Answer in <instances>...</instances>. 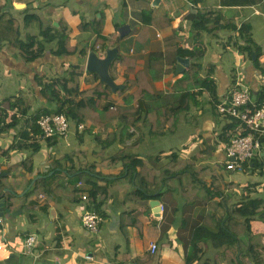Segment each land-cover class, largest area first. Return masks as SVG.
Returning a JSON list of instances; mask_svg holds the SVG:
<instances>
[{"label": "crops", "instance_id": "0c3cea01", "mask_svg": "<svg viewBox=\"0 0 264 264\" xmlns=\"http://www.w3.org/2000/svg\"><path fill=\"white\" fill-rule=\"evenodd\" d=\"M2 14L19 20L22 37L31 34L40 38L35 21L24 25L26 14L38 16L45 27L65 31L76 53L54 55L50 50L55 48L53 42L38 59L25 63L17 50L0 44V77L6 78L0 102L19 98L27 107L26 113L19 106L7 108L6 121L16 114L19 123L8 134L0 135V173L10 181H22L26 176L31 180L29 189L44 179L47 188L45 193L33 194L26 206L0 217V244H5L0 264H188L196 231L203 227L218 231V218L226 210L217 203L227 199L240 206L245 199L261 194L264 170H226V145L234 124L218 114L216 105L228 99L238 74L252 100L264 102V37L258 40L256 35L259 22L264 25V0L253 5H225L223 0H0ZM202 15L205 27L201 30L197 24ZM99 24L105 40L97 44V34L92 32ZM243 24L251 27L260 46L259 65L255 64L256 55L250 59L235 45ZM37 46L34 43L33 48ZM176 48L203 54L182 56ZM112 50L116 52L112 62L119 60L115 78L110 72L112 62L108 69L114 84L112 98H102L99 106L113 102L115 108H125L127 120L134 122L116 118L102 127L85 120L86 127L80 130L78 122L70 121L66 137L45 141L40 134L35 136L40 144L36 152L25 147L12 149L24 130L31 131L30 121L44 109L56 108L44 97L39 78L45 82L64 77L72 65H82L81 92L105 86L100 74L87 69V61L93 52L105 58ZM227 53L231 59L237 58L236 67L229 66ZM166 55L172 61L165 66L168 71L160 75V70V77L153 79L152 59ZM181 58L189 60L184 71L177 68ZM161 64L162 60L157 65ZM190 69L197 71L200 79L213 80L216 97L207 87L193 85V77L185 79ZM139 74L145 76L140 87L132 85ZM142 87H149L156 98L168 96L150 106L154 110L151 115L173 114L166 123L161 117L156 129L145 123L147 107L141 105L140 97L127 102V97ZM139 106L142 111L134 114ZM153 120L157 122L155 117L147 122ZM122 152L145 163L140 183L148 182V189L133 182L136 174L132 181L122 161H110ZM27 158L32 162L25 169ZM88 168L92 169V182H84L81 189L75 184L74 193L60 186L63 182L78 183L76 174L90 172ZM94 182L101 188L97 196L102 219L98 233L87 230L81 220L84 212L92 210L81 193ZM24 191L19 186L17 194ZM250 226V241L242 260L264 264V220L253 219ZM30 233L37 235V246L33 254H25L24 241ZM152 242L158 246L155 254L149 253ZM199 247L202 258L191 264H217L216 257L225 248L218 249L209 240L201 241ZM221 263L228 264L224 259Z\"/></svg>", "mask_w": 264, "mask_h": 264}, {"label": "trees", "instance_id": "16d2710c", "mask_svg": "<svg viewBox=\"0 0 264 264\" xmlns=\"http://www.w3.org/2000/svg\"><path fill=\"white\" fill-rule=\"evenodd\" d=\"M257 3V0H223V4L225 5H253ZM35 21L39 28L38 38L31 34H26L25 37H22L21 25L19 20L11 15V14H2L0 15V44L1 46L7 45V47L11 50H17L22 60L25 63L33 62L38 59L43 52L48 48V45L55 42V48L52 47L50 50L54 55H68L75 54L76 48L70 45L69 36L65 31H57L54 27H45L38 16L26 14L24 17V25H28ZM197 27L199 29H204L205 27V18H203L198 22ZM82 28H85L82 25ZM94 30V29H92ZM102 25L99 24L98 28L92 32V34H97V44L102 42L104 37L101 34ZM240 35L238 36L237 41H235V45L240 50L241 53L246 54L250 59H253V53L256 55L255 64L259 65L258 59L260 56V46L257 44L251 33V27L248 24H243L239 28ZM34 43H37V48H33ZM166 50H171L167 48ZM182 56L188 55L190 57H199L203 54L201 51H184L180 48H176ZM83 53H86L85 51ZM162 60L161 65H157ZM119 60H114L110 66L111 75L115 78V69ZM168 59V55L165 58L154 57L152 59V63L150 66V71L152 72L153 79L160 77L161 74L168 71L165 68L166 64L171 63ZM199 64H194L193 67H198ZM161 71L159 75V71ZM84 72V67L82 65H72L70 70L64 77H59L56 79H51L43 82L41 78H39V84L42 87V93L44 97L48 100V102L54 103L56 105L55 110L44 109L43 114H52V113H64L70 121H85L91 120L95 124H100L102 127H107L112 120L119 118L120 121L127 120L129 116L127 111L123 107L113 108V102H107L103 108L99 106L102 98H106L111 101L113 88L109 84L105 86L103 84H99L94 87L90 91L81 92L79 89L80 77ZM197 71H190L187 73L185 79H190L193 77L195 83L193 85L197 86H205L209 89L211 94L216 97V86L213 80L209 78L200 79L198 77ZM145 76H141L140 74L136 76L132 85L142 86V82L144 81ZM186 96V94H183ZM140 97L141 105L146 106L147 113L145 116V123L150 124L152 128L156 129L159 126L160 118H165V123L169 121V119L173 116V114H169L167 112H156L153 114V111L150 106L153 105L154 101L158 99L168 98L165 94H160L158 98L153 95L152 90L149 87H142V89L137 92L135 95L127 97V102L129 103L133 98ZM80 98V99H79ZM1 105L3 108L0 109V135L8 134L12 128H15L19 123V118L15 114L12 116L10 122H7L6 119L8 117L7 108L13 109L15 107L23 111V113L27 112V107L24 105L22 99L17 98V100L12 101L11 98H7L2 100ZM264 102L258 103L262 104ZM153 108V107H152ZM142 111L141 106L135 110L134 114L140 113ZM178 111V108L176 109ZM40 114L38 117H40ZM38 117L34 118V121H30L29 125L31 126V131L24 130L21 134V138L12 146V149H22V148H32L34 152L38 151L40 148V144L35 136L41 133V129L37 124ZM155 117L157 122L153 120L152 122H147V119ZM134 122V120H127ZM234 124V122H233ZM235 126V124H234ZM127 126L123 128V132L126 131ZM33 134L31 136L30 134ZM34 137V140L32 138ZM41 139V138H40ZM31 140V141H29ZM111 162H120L122 161L126 168L128 169L129 177H133L135 175V181H132L135 184L141 186L142 189H148V182L140 183L141 178L144 177V170L146 169L145 163L132 156V155H124V153H119L111 157ZM32 162L31 158H27L23 165L25 169L30 166ZM251 163H253V167L249 165L251 169H259L261 171L264 170V157L258 156ZM137 167H141L140 171H137ZM88 171H82L77 175V181L87 182L91 181L92 169L88 168ZM87 172V173H86ZM54 176V175H53ZM52 176V177H53ZM51 177V178H52ZM44 179L36 181L32 188H30L23 196L18 195V188L22 186V190H26L31 182L26 176H22V181H19L17 178L13 180H9L8 176H0V193L3 192L6 188L11 189L10 191L4 194L6 199V207L9 211L13 212L21 207L26 206L29 198L34 194H39L41 192H47V188L44 184ZM89 181V182H90ZM131 181V185L133 186ZM92 182V181H91ZM76 183H69V185L65 182L60 184V186L67 190L70 193H74ZM60 187V188H61ZM78 190V189H77ZM101 191V188L97 186L94 182L92 187L87 191L89 198V208L95 209L97 211L100 210V203L97 201L98 193ZM223 205L226 213L223 217L218 218V231L213 232L205 227L200 228L196 231L192 250L187 257V263L191 264L196 260L202 258V249L199 247V243L201 241L209 240L213 243L216 248H224L222 253H219L216 257L217 264H222L221 261L224 259L228 264H245L242 260V254L245 255L244 247L249 245L250 241V231H251V220L260 219L264 220V198H247L240 206L231 205L227 199L222 200L217 203V205ZM215 205V204H214ZM235 247V251H231L229 247ZM241 250V253L239 252ZM244 251V252H243Z\"/></svg>", "mask_w": 264, "mask_h": 264}, {"label": "built area", "instance_id": "2783aa9c", "mask_svg": "<svg viewBox=\"0 0 264 264\" xmlns=\"http://www.w3.org/2000/svg\"><path fill=\"white\" fill-rule=\"evenodd\" d=\"M3 106L0 103V109ZM113 108H115L113 106ZM218 114L229 117L235 126L226 145L225 168L231 172H245L250 163L264 151V103L258 104L252 100L249 88L243 83L240 74L234 81L231 94L227 100L216 105ZM10 113L7 110V114ZM41 129V140L49 141L55 137H66L70 132V120L64 113L43 114L37 119ZM86 123L78 122L80 130L85 129ZM2 156L0 153V166ZM81 189L83 182L76 183ZM82 200H89L88 193H81ZM83 226L93 233H98L101 216L95 209L87 210L81 217ZM3 219L0 218V223ZM37 235L30 233L24 241V253L33 254L37 246ZM5 244H0V250ZM158 249L156 243L149 246V253L155 254Z\"/></svg>", "mask_w": 264, "mask_h": 264}, {"label": "water", "instance_id": "95a60500", "mask_svg": "<svg viewBox=\"0 0 264 264\" xmlns=\"http://www.w3.org/2000/svg\"><path fill=\"white\" fill-rule=\"evenodd\" d=\"M16 6L20 7V4L17 3ZM115 54L116 52L112 50L108 52V55L105 58H100L93 52L88 56V61H87V69L100 74L102 80L112 87L114 86V84H113L112 78L108 74V69H109V66L113 58L115 57ZM253 58L255 59V54H253ZM188 65H189V60L181 58L178 63L177 68L179 69V71H184V69ZM261 156L264 157V151L262 152ZM1 175L2 174L0 173V176ZM28 189H26L22 193H19L18 195L23 196L27 192ZM10 190L11 189L9 188L5 189V191H10ZM3 195L4 193L0 195V217L4 216L6 211L7 212L9 211L8 209L5 208L6 199Z\"/></svg>", "mask_w": 264, "mask_h": 264}, {"label": "rangeland", "instance_id": "374dc122", "mask_svg": "<svg viewBox=\"0 0 264 264\" xmlns=\"http://www.w3.org/2000/svg\"><path fill=\"white\" fill-rule=\"evenodd\" d=\"M260 24L258 25V29H257V32H256V35H257V38H258V40L259 39H262L263 37H264V32H262L261 30H260V28L261 29H264V25L263 24H261V22H259ZM260 27V28H259ZM18 55H19V53H18ZM227 55H229L228 53L226 54V56ZM231 55H229L228 56V63H229V66L231 67V66H234V67H236V65H237V58L236 57H234V58H232L231 59V57H230ZM21 57V56H20ZM6 78H4L3 76H1L0 77V89H1V87L3 86V85H5L6 84ZM15 88H16V86H15ZM14 88V89H15ZM264 174V173H263ZM262 180L264 181V177L262 178ZM254 197H261V198H264V189L263 188H261V194H257V195H255ZM0 237H1V235H0ZM20 240H22L23 241V239H20ZM246 253H248V252H246Z\"/></svg>", "mask_w": 264, "mask_h": 264}]
</instances>
